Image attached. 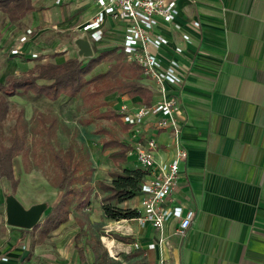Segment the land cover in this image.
<instances>
[{
  "label": "crops",
  "instance_id": "crops-1",
  "mask_svg": "<svg viewBox=\"0 0 264 264\" xmlns=\"http://www.w3.org/2000/svg\"><path fill=\"white\" fill-rule=\"evenodd\" d=\"M87 2L91 6H85L88 12L73 27L69 44L55 50L40 39L44 27L33 6L14 21L25 23L31 18L34 24L24 26L32 27L33 33L23 43L22 54L8 53L19 32L14 22H8L2 15L9 26L0 29V45L10 56L8 62L19 65L18 70L13 68L14 74L36 62H60L75 56L72 40L77 26L97 8L93 0ZM177 5L176 20L189 39L182 40L181 28L173 29L169 25H159L156 31L170 45L182 47L181 53L175 54L182 66V80L179 85L168 84L167 92L179 94V114L183 119L181 141L186 156L178 163L176 184L163 204H177L182 210L191 207L193 215L181 234L175 232L178 218L166 219L160 241L149 224L139 226L133 218H120L114 222L120 228L128 227L129 235L102 236V241L112 253V245L124 248L130 238L151 256L148 264L159 257L167 258L170 264H264V0H178ZM191 18L198 19L200 25L191 26L188 22ZM108 25L105 21L95 51L119 44L121 29L113 30ZM33 51L37 55L31 57L29 53ZM163 53L171 54L170 46H164ZM145 81L148 85H144L151 90L150 101L160 98L156 87ZM116 95L113 106L122 100L140 101L138 96ZM40 97L49 102L60 100V96L53 100ZM119 124L123 125L121 120ZM144 133H154L160 143V157L170 156L165 131L146 126ZM125 160L136 166L133 159ZM120 204L137 208V195ZM69 219L68 216L52 233L59 232ZM27 230L31 229L14 226L10 239L8 234L0 238V254L7 250L6 264L12 262L14 247ZM149 243L153 247L147 248Z\"/></svg>",
  "mask_w": 264,
  "mask_h": 264
},
{
  "label": "rangeland",
  "instance_id": "rangeland-1",
  "mask_svg": "<svg viewBox=\"0 0 264 264\" xmlns=\"http://www.w3.org/2000/svg\"><path fill=\"white\" fill-rule=\"evenodd\" d=\"M34 1V11L44 27L40 39L43 38L51 50L60 46L66 47L65 43L69 44L74 33L73 27L88 12L85 6H91L87 0H60V3L54 0ZM2 15L0 14V29L9 26L3 21ZM26 23L34 25L31 18L29 21L25 20V23L19 21L12 24L15 30L20 32ZM109 26L113 30L116 28L119 30L121 27L119 22L113 20ZM24 47L20 46V49L23 50ZM92 47L95 50L94 44ZM88 57H82V62L84 63ZM8 58L10 56L0 45V77L6 73H14V69L19 68L18 64L8 62ZM105 68L106 62L99 61L85 73V76H92ZM140 82L147 84L145 80ZM117 98L115 93H110L104 98L106 105L94 109L91 104L82 102V93L70 98L62 95L57 102H49L30 92L8 97L7 113L3 120L4 133L6 134L8 127L14 123L20 109L26 121L27 132L23 155L17 154L12 158L13 172L18 176L15 190L12 192L8 181L0 177V238L8 234L10 239L14 233L12 231L14 226L6 224L4 220L6 194H13L25 207L42 201L45 203L44 211L58 199L60 191L50 183L55 173L50 158L51 150L64 151L68 148L74 156L82 153L85 157L84 162L82 161L84 166H79L77 171L80 172L86 166L89 168L87 203L77 209L71 208L68 213L70 221L57 233H52L51 230L46 236L39 238L36 230L25 231L14 247L15 254L11 257L10 264H148L151 260V256H148L139 244L132 243L130 238L127 241L129 244L124 248L119 249L112 245V253L107 251L101 238L102 236L110 238L121 233L129 235L128 227L120 228L119 224L114 222L118 219L106 218L100 207V198L105 192L98 182L108 183L113 170L118 171L125 165L135 166L126 160H113L109 152L114 148L102 144L109 136H116L123 142L128 141L127 135L130 131H123L116 121L98 115L105 107L116 108L113 104ZM40 114L46 117L55 116L52 134L47 135L44 131ZM126 158L131 161L133 156L128 154L125 155ZM120 203L119 205H122ZM131 205L129 207H133ZM75 246L81 247L83 259L78 257ZM3 250L4 254H7V250Z\"/></svg>",
  "mask_w": 264,
  "mask_h": 264
},
{
  "label": "trees",
  "instance_id": "trees-1",
  "mask_svg": "<svg viewBox=\"0 0 264 264\" xmlns=\"http://www.w3.org/2000/svg\"><path fill=\"white\" fill-rule=\"evenodd\" d=\"M32 9L31 0H0V12L8 22L19 20ZM99 61L106 62L105 70L86 77L85 73ZM140 79V67L126 61L117 46L94 50L84 63L81 58L69 56L60 62H36L19 74L6 73L0 80V177L8 181L10 190L13 192L18 183V176L13 172L12 158L17 154L23 155L27 132L21 109L16 114L14 123L8 127L7 133L3 131L10 95L30 92L53 100L62 95L70 98L82 93V102L91 104L94 109L105 106L104 98L110 93L127 97L138 96L141 102L148 103L152 96L151 90ZM98 115L120 123L119 113L114 108L105 107ZM39 116L46 134H52L55 116ZM121 128L125 129L127 125L123 124ZM102 144L114 148L109 152L113 160H125L128 145L118 137L109 136ZM50 158L55 169L50 183L60 194L56 202L47 211H43L41 219L30 228L37 231L39 238H43L64 222L71 208L77 209L88 201L89 168L86 166L80 172L77 171L79 166H84V155L79 153L74 156L68 148L64 151L53 149ZM143 174L144 170L140 167L125 165L118 171H111L108 183L98 182L105 192L100 198V207L106 218H132L138 214L137 208L119 203L139 193ZM75 247L78 257L83 259L81 247Z\"/></svg>",
  "mask_w": 264,
  "mask_h": 264
},
{
  "label": "built area",
  "instance_id": "built-area-1",
  "mask_svg": "<svg viewBox=\"0 0 264 264\" xmlns=\"http://www.w3.org/2000/svg\"><path fill=\"white\" fill-rule=\"evenodd\" d=\"M59 0H54L58 2ZM193 2V0H186ZM96 11L89 19L77 26V36L84 35L91 48L101 42L103 25L111 20L121 25L118 49L124 54L126 61H131L140 67L141 78L151 82L160 93V98L148 103L141 101H120L115 110L119 113L121 122L127 125L130 134L127 135V154L133 156L136 166L144 170L139 183L138 214L134 217L139 226L149 224L156 232L158 241L162 239L161 230L166 219L170 216L178 218L176 233H183L190 223L193 209L184 210L180 205H165L163 201L171 195L178 176V163L186 156V149L181 141L183 119L180 118L179 94L167 92V85H179L182 80V66L175 54L182 51L179 44H171L168 39L156 31L159 25H169L173 29H180V38L188 40L189 34L182 30L176 20L179 14L178 0H93ZM189 24L198 27L200 22L196 18L189 19ZM109 26V25H108ZM33 30L25 27L16 36V42L9 47L8 53L22 54L20 46L27 41ZM73 38V39H74ZM75 56L77 48L73 43ZM170 46L171 54L163 53L164 46ZM29 55H37L35 51ZM146 126L157 131H165L169 137L171 154L168 158L158 155L159 141L154 133L145 134ZM148 247H153L149 243ZM7 255L0 254V264H6ZM153 264H170L169 260L159 257Z\"/></svg>",
  "mask_w": 264,
  "mask_h": 264
},
{
  "label": "water",
  "instance_id": "water-1",
  "mask_svg": "<svg viewBox=\"0 0 264 264\" xmlns=\"http://www.w3.org/2000/svg\"><path fill=\"white\" fill-rule=\"evenodd\" d=\"M73 43L78 55L83 57L92 55V48L84 35L75 37ZM44 209L45 203L42 201L25 207L13 194L8 193L4 199V220L10 226L31 228L40 220Z\"/></svg>",
  "mask_w": 264,
  "mask_h": 264
},
{
  "label": "bare ground",
  "instance_id": "bare-ground-1",
  "mask_svg": "<svg viewBox=\"0 0 264 264\" xmlns=\"http://www.w3.org/2000/svg\"><path fill=\"white\" fill-rule=\"evenodd\" d=\"M104 241H105L106 244H110V242L107 239H105V238H104Z\"/></svg>",
  "mask_w": 264,
  "mask_h": 264
}]
</instances>
